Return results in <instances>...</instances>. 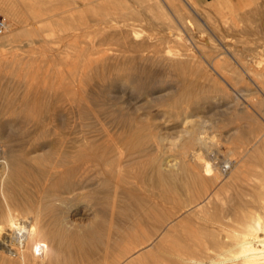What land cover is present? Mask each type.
<instances>
[{
	"label": "rangeland",
	"instance_id": "1",
	"mask_svg": "<svg viewBox=\"0 0 264 264\" xmlns=\"http://www.w3.org/2000/svg\"><path fill=\"white\" fill-rule=\"evenodd\" d=\"M137 1H103L102 6L109 7L101 13L96 0H0L14 12L10 17L0 10L9 25L7 34L0 36V223H5L7 211H14L27 237L31 226L43 227L40 238L51 249L44 261L63 253L48 238L50 228L63 236L62 246L69 255L77 254L79 244L72 241L79 239L91 264L101 259L102 264H112L113 258L127 252L116 247L115 253L112 242L134 227L159 192L175 191L178 202L163 200L164 225L162 221V226L144 223L146 230L153 227L146 234L148 239L154 234L151 251L157 249L155 237L174 220L179 230L194 228L228 194L250 197L256 193L254 187L264 186V0H193L201 16L192 12L193 18L185 19L187 28L170 13L176 37L165 40L161 36L173 30L162 28L160 19H151L150 13L141 10L143 2ZM129 7L141 14L130 15ZM96 16H102V22ZM4 35L9 39H3ZM130 41L145 45L132 48ZM100 47L114 52L107 49L104 58L96 53ZM232 52L238 54L237 60ZM181 58L187 61L185 68L177 65ZM210 60L219 63L216 71ZM241 65L250 70V76ZM92 158L98 159L94 165L83 163ZM118 161L121 168L116 171L113 162ZM207 161L213 175L204 172ZM222 164L230 169L222 172ZM156 170L164 177L160 185ZM119 172L129 174L128 178L122 175L126 181L121 177L115 182ZM199 175L214 184L205 181L207 190L200 188ZM129 179L133 183L127 184ZM12 182L17 186L13 190L10 184L11 191ZM206 191L210 193L206 202L190 211ZM193 192L202 194L198 197ZM171 211L168 220L166 213ZM175 230H170V238L178 233ZM71 235L80 238L74 240ZM140 247L129 248V254L141 253ZM81 252L77 255L84 258ZM36 261L42 262L41 258Z\"/></svg>",
	"mask_w": 264,
	"mask_h": 264
},
{
	"label": "bare ground",
	"instance_id": "2",
	"mask_svg": "<svg viewBox=\"0 0 264 264\" xmlns=\"http://www.w3.org/2000/svg\"><path fill=\"white\" fill-rule=\"evenodd\" d=\"M95 1V0H92V2ZM98 3H97V6H98V9L99 11L98 12H104L108 7L105 5V6H102L103 1H108L107 3L109 4H113L114 1L116 0H96ZM137 1V0H136ZM139 3L140 2H143L144 5H142L141 7V10H144L150 14H148L149 16L151 15L152 18L151 19H160V23H161V26L162 28H164L165 30H168V31H172L173 32L171 34H164L163 36H161L163 39L162 40H165L166 38L170 39V37H176L174 35H176V33L174 32V26H173V22H172V19H171V16H170V13H172L174 16H177V19H178V22L179 24H183L185 27L187 26L188 28V23L186 24L185 22V19H189L190 15L192 14V12H194L197 16H201L200 15V10L198 9V7L195 5V3L193 2V0H138ZM137 1V2H138ZM146 1V2H144ZM138 3V5H140ZM136 4V3H135ZM142 4V3H141ZM90 5V4H89ZM93 5V4H92ZM104 5V4H103ZM88 6V5H87ZM94 6V5H93ZM95 7V6H94ZM107 7V8H106ZM111 7V6H110ZM133 7V6H132ZM132 7H129L130 9H127L126 11L130 13H135L137 15L141 14V11L140 10H134V8L132 9ZM262 7V6H261ZM92 8V7H91ZM97 8V7H96ZM95 8V9H96ZM219 9V8H218ZM0 10L3 11L6 16H10V17H13L14 15V12L12 10V7L9 5V4H0ZM143 11V12H144ZM258 11V9L256 10ZM260 11V10H259ZM142 12V13H143ZM262 12V11H261ZM222 13V12H221ZM239 13V12H238ZM206 14V13H205ZM259 14V13H257ZM131 15V14H130ZM134 15V14H132ZM189 16V17H188ZM210 16V15H209ZM263 18H264V14H262ZM98 17V16H96ZM100 18H102V16H99ZM98 17V18H99ZM204 17V16H203ZM99 18V22H102ZM192 15H191V19H192ZM205 18V17H204ZM212 18V17H211ZM230 18V17H229ZM228 18V19H229ZM233 18V17H232ZM104 19V17H103ZM201 19V18H199ZM224 19V17H223ZM231 19V18H230ZM91 20V19H90ZM105 20V19H104ZM209 20V19H208ZM221 20V19H220ZM236 20V19H235ZM158 21V22H159ZM191 21V20H190ZM194 21V20H193ZM197 21V20H196ZM201 21V20H200ZM215 21V20H214ZM217 21V20H216ZM82 22V21H81ZM104 22V21H103ZM155 22V21H154ZM195 22V21H194ZM204 22V24L206 26H208V22L206 23L205 21H202ZM210 22V21H209ZM236 22V21H235ZM156 23V22H155ZM196 23V22H195ZM222 23V22H221ZM234 23V22H233ZM84 24V23H83ZM102 24V23H101ZM105 24V23H104ZM157 24V23H156ZM194 24V23H193ZM110 25V24H108ZM112 25V24H111ZM9 26V25H8ZM91 26V24H90ZM98 26V25H97ZM101 26V25H100ZM103 26V25H102ZM126 26V25H125ZM195 26V25H194ZM212 26V25H211ZM219 26V25H218ZM92 27V26H91ZM90 27V28H91ZM108 27V26H107ZM113 27V26H112ZM217 27V26H216ZM223 27V26H222ZM262 27L264 28V23H262ZM99 28V27H98ZM104 28V27H103ZM118 28V27H117ZM121 28V27H120ZM127 28V27H126ZM133 28V27H132ZM184 29V28H183ZM202 29V28H201ZM7 30V29H6ZM5 30V31H6ZM9 30V29H8ZM131 30V29H129ZM204 30V29H203ZM220 30V29H219ZM4 31V32H5ZM95 31V30H94ZM112 31V30H111ZM119 31V30H118ZM125 31V30H124ZM133 31V29L131 30ZM130 31V32H131ZM197 31V29H196ZM221 31V30H220ZM231 31V30H230ZM240 31V30H239ZM3 32V33H4ZM8 32V31H7ZM14 32V31H13ZM12 32V33H13ZM122 31H120L119 33L121 34ZM130 32H127L129 35ZM3 33H1L3 35ZM6 33V32H5ZM10 33V34H12ZM101 33V32H100ZM115 33V32H114ZM208 33V32H207ZM259 33V32H258ZM0 34V36H1ZM7 34V33H6ZM16 34V33H15ZM106 34V33H105ZM125 35V33H122V35ZM252 34V33H251ZM77 35V34H76ZM81 35V34H80ZM7 36L9 35H4L3 39H6ZM2 37V36H1ZM12 37V35H11ZM101 37V36H100ZM111 37V36H109ZM114 37V36H112ZM123 36H121L122 38ZM126 37V35L124 36ZM12 38H16V37H12ZM84 38V36H83ZM86 38V37H85ZM178 38V37H177ZM190 38V37H189ZM193 38V37H192ZM9 38H7L8 40ZM19 39V38H18ZM80 39V38H79ZM176 39V38H175ZM209 39V38H208ZM215 39V38H214ZM101 40V39H100ZM106 40V38H105ZM109 40V39H108ZM178 40V39H177ZM210 40V39H209ZM220 43H222V41L220 39H218ZM79 41V40H78ZM77 41V42H78ZM93 41V40H92ZM96 41V40H95ZM111 41V40H110ZM127 42V41H126ZM134 42V41H133ZM194 42V41H192ZM198 42V41H197ZM212 42V41H211ZM214 42V41H213ZM76 43V42H75ZM80 43V42H79ZM94 43V42H93ZM99 43V41H98ZM116 43V42H115ZM122 43V42H121ZM196 43V42H195ZM85 44V43H84ZM123 44V43H122ZM121 44V45H122ZM126 44V43H125ZM124 44V45H125ZM128 44V42H127ZM144 43H129L128 46L130 47H137L138 46L140 47L141 49V46H143ZM194 44V43H193ZM210 44H213L214 46V43H210ZM80 45V44H79ZM100 45V44H99ZM104 45V44H103ZM101 45V46H103ZM120 45V44H119ZM145 45V44H144ZM152 45V44H151ZM186 45V44H185ZM191 45V44H190ZM217 45V44H216ZM215 45V46H216ZM223 45V44H222ZM251 45V44H250ZM74 46V45H73ZM87 46V45H85ZM92 46V45H91ZM126 46V45H125ZM154 46V45H152ZM196 46V44H195ZM129 47V49H130ZM144 47V46H143ZM142 47V48H143ZM146 47V46H145ZM149 47V46H148ZM198 47V46H197ZM201 47L202 44H201ZM199 47V48H201ZM219 47H222V46H219ZM218 47V48H219ZM98 48V47H97ZM116 48V47H115ZM119 48V47H118ZM122 48V47H121ZM120 48V49H121ZM124 48V47H123ZM126 48V47H125ZM189 48V47H188ZM206 48V46H205ZM217 48V49H218ZM226 48V47H225ZM77 49V48H76ZM89 49V48H88ZM107 49L108 48H99L98 50H96V53H99L98 55H101V56H105L107 54ZM113 49V48H112ZM128 49V50H129ZM157 49V48H156ZM91 50V49H90ZM115 50V49H114ZM118 50V49H117ZM135 50V49H134ZM133 50V51H134ZM228 50V49H227ZM236 50V49H235ZM108 51H111V48L110 50L108 49ZM127 51V50H126ZM125 51V52H126ZM132 51V50H131ZM156 51H159V50H156ZM221 51V50H220ZM230 51V50H229ZM90 52V51H89ZM114 52V51H113ZM113 52L111 51V53L113 54ZM128 52V51H127ZM216 52V51H215ZM227 52V51H226ZM88 53V52H87ZM116 53V52H115ZM190 53V52H189ZM187 53V54H189ZM198 53V52H197ZM225 53V52H224ZM233 54L232 57L236 59V57H239L238 54L236 55V53L232 52ZM121 54V53H120ZM203 54V53H201ZM220 54L221 56L222 53H219L218 56L220 58ZM68 55V54H67ZM89 55V53H88ZM87 55V56H88ZM114 55H117V54H114ZM156 55V54H155ZM215 55V54H214ZM235 55V57H234ZM243 55V54H242ZM257 55V54H255ZM86 56V57H87ZM91 55H89L90 57ZM182 56V55H181ZM185 56V55H184ZM207 56V55H206ZM204 56V57H206ZM72 57V56H71ZM188 57V56H187ZM196 57V56H194ZM193 57V58H194ZM200 57V56H199ZM208 57V56H207ZM94 58V57H93ZM98 58V57H97ZM100 58V57H99ZM102 58V57H101ZM106 58V57H104ZM122 58V57H121ZM218 58V59H219ZM227 58V57H226ZM91 59V58H90ZM125 59V58H124ZM180 59V58H179ZM178 59V60H179ZM184 59V58H183ZM187 59V58H186ZM222 59V58H221ZM122 60V59H121ZM173 60V59H172ZM185 60V59H184ZM181 60L179 61V63L177 65H179L180 67H186L187 66V61H184ZM189 60V59H188ZM216 60V59H215ZM237 60V59H236ZM241 60V59H240ZM88 61V60H87ZM176 61V60H175ZM193 61V60H192ZM196 61V60H195ZM212 60H210L211 62ZM220 62V60H218ZM223 61V60H222ZM85 62V61H84ZM101 62V61H100ZM115 62V61H114ZM121 62V61H120ZM170 62V61H169ZM194 62V61H193ZM198 62V61H197ZM242 62V61H241ZM92 63V62H91ZM97 63V62H96ZM122 63V62H121ZM239 63V62H238ZM249 64V62H247ZM246 63V65H247ZM106 64V63H105ZM114 64V63H113ZM175 64V63H174ZM197 64V63H196ZM219 63L218 62H215L214 60L212 61V63H209V65L213 68V70H217L215 69V66L217 68V65ZM240 64V63H239ZM110 65V64H109ZM93 66V65H92ZM118 66V65H117ZM190 66H191V63H190ZM193 66V65H192ZM90 67V66H89ZM220 67V66H219ZM242 69L243 71L245 72V74L247 76H250L251 72L248 68L244 66H242ZM88 68V67H87ZM115 68V67H114ZM122 68V66H121ZM195 68V67H194ZM193 68V69H194ZM197 68V67H196ZM199 68H200V64H199ZM178 69V68H177ZM188 69V68H186ZM241 69V70H242ZM256 69V68H255ZM118 70V68H117ZM179 70V69H178ZM183 70V69H182ZM192 70V69H191ZM197 70V69H196ZM181 71V70H180ZM207 71V70H206ZM219 71V70H218ZM184 72V71H183ZM182 72V73H183ZM190 72V71H189ZM243 72V73H244ZM253 72V71H252ZM188 74V73H187ZM221 74V73H220ZM244 74V75H245ZM185 75V74H184ZM186 76V75H185ZM190 76V74L188 75ZM241 76V75H240ZM253 76V75H251ZM177 77V76H176ZM192 77V76H190ZM254 80V79H253ZM181 81V80H180ZM255 81V80H254ZM160 82V81H158ZM189 82H187L188 84ZM246 83V82H245ZM191 84V83H190ZM189 86V85H188ZM191 86V85H190ZM186 87V86H185ZM184 87V88H185ZM65 89V88H64ZM261 89V88H260ZM77 90V89H76ZM258 91V90H257ZM262 134V133H261ZM264 134V133H263ZM263 136V135H262ZM127 142V141H126ZM63 144V143H62ZM74 144V143H73ZM61 145V144H60ZM74 146V145H73ZM80 147V146H79ZM90 147V146H89ZM113 147V146H112ZM61 148V147H60ZM53 151V150H52ZM61 151V149H60ZM62 152V151H61ZM60 152V153H61ZM87 152V151H86ZM92 152V151H91ZM54 154V153H53ZM62 154V153H61ZM68 154V153H67ZM79 155V154H78ZM201 155V154H200ZM48 156V155H47ZM55 156V155H54ZM83 157L82 155H79V157ZM88 156H90L88 154ZM87 156V157H88ZM17 157V156H16ZM60 157V156H59ZM70 157V155H69ZM109 157V156H108ZM206 157V156H205ZM204 157V158H205ZM11 158V157H10ZM76 158V157H75ZM78 158V157H77ZM85 158V157H84ZM83 158V159H84ZM89 158V157H88ZM97 158V157H96ZM123 158V157H122ZM12 159V158H11ZM10 159V160H11ZM43 159V158H42ZM47 159V157H46ZM57 159V158H56ZM70 159H73V158H70ZM81 159V158H79ZM15 160V159H14ZM37 160V159H36ZM75 160V159H74ZM97 160L98 159H95V158H92L91 160L90 159H87V161L83 162L86 166H88L91 162L92 165L95 164V161L97 163ZM207 160V159H206ZM56 161V160H54ZM100 161V159H99ZM115 162V160H113ZM65 162V160H64ZM70 162V161H69ZM73 162V161H72ZM75 162V161H74ZM80 162V160H79ZM109 162V161H107ZM113 162V165H115V169L114 170H119V167L121 166L120 165V161L116 162L114 164ZM21 163V162H20ZM60 164V163H59ZM69 164V163H68ZM75 164V163H74ZM83 164V165H84ZM100 164V162H99ZM22 165V164H21ZM37 165V164H36ZM44 165V164H43ZM54 165V164H53ZM104 165V164H103ZM108 165V164H107ZM111 165V164H110ZM112 165V166H113ZM60 166V165H59ZM90 167V166H88ZM111 167V166H110ZM47 168V167H45ZM52 168V167H51ZM72 168V167H71ZM121 168V167H120ZM54 171H55V167H53ZM85 169V167H84ZM101 170V169H100ZM110 171H113L114 170H111L109 169ZM121 170V169H120ZM51 171V170H50ZM86 171V170H85ZM115 171V172H116ZM126 171V170H125ZM158 172V170H156ZM79 172V171H78ZM87 172V171H86ZM129 172V170H128ZM205 174H212L213 175V166L207 161L205 163ZM223 172V171H222ZM52 173V171H51ZM120 174V172H119ZM119 174L117 173V175L119 176ZM126 173H123L122 175H124ZM199 174V173H198ZM248 174V173H247ZM256 174V173H255ZM116 175V174H115ZM121 175V174H120ZM120 176L118 178L115 179V182L116 180L120 179L121 180V177L123 178L124 176H126L128 178L127 175H124V176ZM137 174H134V176H136ZM172 175V174H171ZM211 175V177H212ZM244 175V174H243ZM16 176V175H15ZM19 176H20V173H19ZM133 175L130 174V177L131 178ZM116 177V176H115ZM138 177V176H136ZM210 177V178H211ZM157 182L158 185H160V181L162 179H164V177L162 178L161 177V174L158 172V175H157ZM162 178V179H161ZM200 180H197V181H200L199 183L202 185L200 188H205V187H208L206 185V182L207 179L205 180H201V178H204L202 176H198L197 179ZM112 179V178H111ZM126 178H123L122 180L123 181H126L125 180ZM132 179V178H131ZM134 179V178H133ZM132 179V180H133ZM136 179V178H135ZM134 179V180H135ZM13 180V179H12ZM11 180V181H12ZM119 180V181H120ZM131 180V182L133 183V181ZM209 180V179H208ZM212 180V179H211ZM209 180L210 182H212V185L214 184L213 181ZM214 180V179H213ZM255 180V179H254ZM16 181V180H15ZM172 181V180H171ZM175 181V180H174ZM207 181V182H209ZM215 181V180H214ZM219 181V180H217ZM10 182V181H9ZM118 182V181H117ZM130 182V179H129V182H126L127 184L128 183H131ZM139 182V181H138ZM119 183V182H118ZM122 184H124L125 182H120ZM119 183V184H120ZM136 184V182H134ZM216 183V182H215ZM235 183V182H234ZM250 183V182H249ZM253 183V182H252ZM10 184L11 186L13 187V190H14V187H16L15 185H12V183H9V189L11 190L12 187L10 188ZM173 184V183H172ZM208 184V183H207ZM237 184V183H236ZM256 184V183H255ZM156 185V184H155ZM176 185V184H175ZM211 185V183L209 184V186ZM211 185V186H212ZM153 186V185H152ZM205 186V187H204ZM245 186V185H244ZM252 186V185H251ZM260 186V185H259ZM125 187V186H124ZM171 187V186H170ZM169 187V188H170ZM240 187V186H239ZM264 187L263 184L261 187H254L255 189H253V191L255 190V194L254 195H251L250 197H248L249 194L247 193H235V194H228V196L225 197V200L223 201V204L216 210H213L214 211H210V212H205L204 214V218L202 219L203 222H199V226H195L194 228H188L185 229V228H182L183 230H179V226H178V221H176V227L177 229L175 230L174 228H176L174 226L175 223L172 222V224H168L167 226H165L164 228L161 227L162 225H164L165 221H162V207L163 208H166L165 207V203L163 204V200L165 199L167 201V199H170L172 201L176 200L174 195L172 192H175V191H172L170 192L169 189L168 193H165V190L163 193L162 191L159 192V189L157 190L159 192V198L154 201V203L152 202V205L150 206H147L145 208V210L143 211V213H140L142 215H140L141 217L138 218L137 222H133L135 224L134 227H132L133 225H131L132 228H129L131 229L129 232L126 233V235L124 234V232H126V230H122L123 232H121L123 234V236L125 235L124 239H123V236L122 238L119 237V239H123L121 242L117 241L115 244V240H119L117 237L119 236L117 233V237L116 239H114V244L112 242V247L115 246V248L113 249H119L120 251H125L127 250V252H125L126 254H129V253H132L130 251H128V249L130 248V250H135L136 248H138L139 246H141L140 248H146L145 250L143 249H140L138 252V254L134 255V254H129L128 257L126 258L125 256V260L124 261H121V257L124 258V254L121 256L120 254V257H115L117 255H114L115 258H119L118 260L113 258L112 257L110 258L112 262V264H115V262H117L116 264H264ZM158 188V187H157ZM163 188V187H162ZM258 188V190H257ZM16 189V188H15ZM173 189V188H172ZM206 189V188H205ZM232 189V188H231ZM243 189V188H242ZM201 190V189H200ZM199 190V191H200ZM207 190V189H206ZM209 190V189H208ZM12 191V190H11ZM194 191V190H193ZM202 191V190H201ZM236 191V190H235ZM243 191V190H242ZM207 192V191H206ZM214 192V191H213ZM191 193V191H190ZM194 193V192H193ZM199 193V192H198ZM208 193V192H207ZM234 193V191H233ZM249 193V192H248ZM12 194V193H11ZM177 194V193H176ZM195 195L197 194V192L194 193ZM202 194V193H201ZM200 195H196V196H201ZM209 195L210 193L208 194H203L204 198L202 199V196L200 197L201 200L196 202L194 205H191L188 209H190V211L194 208H199L201 207V204L209 198ZM184 197V196H183ZM16 199V198H15ZM133 199V198H131ZM147 200V198H146ZM164 200V201H165ZM210 200V199H209ZM134 201V199H133ZM136 201V200H135ZM150 201V200H148ZM169 201V200H168ZM177 201V200H176ZM178 202V201H177ZM176 202V203H177ZM204 202V203H205ZM213 201H211L212 203ZM139 203V202H138ZM175 203V202H174ZM217 203V202H216ZM140 204V203H139ZM146 204H149V203H146ZM168 204V203H167ZM215 204V203H214ZM129 205V204H128ZM138 205V204H137ZM164 205V206H163ZM213 205V203H212ZM127 206V205H126ZM131 206V205H130ZM134 206V205H133ZM141 206V205H140ZM181 206V205H180ZM184 206V205H183ZM186 206V205H185ZM208 206V205H207ZM214 206V205H213ZM204 207V206H203ZM217 207V205H216ZM168 208V207H167ZM10 209V208H9ZM142 209V208H141ZM171 209V208H170ZM169 209V210H170ZM205 209V208H204ZM11 210V209H10ZM165 210V209H164ZM168 210V209H166ZM165 210V212H166ZM168 210V211H169ZM206 210V209H205ZM131 211V210H130ZM167 211V212H168ZM181 211V209H180ZM189 211V212H190ZM193 211V210H192ZM196 211V210H195ZM204 211V210H203ZM14 212V211H13ZM12 211H7L6 212V221L4 224L0 223V264H85L87 262H89L88 260V257L87 256V253L85 252L84 253V247L81 246L82 243H83V240L82 242H77L79 239L77 237H79V235H77L76 237L72 236V238L75 240V238H77L78 240H75L72 241L75 245L76 244H79L80 247H82L83 249V255L85 254V257L86 258V261H83V256L81 255H77L78 252L82 251L81 248H79V246H76L77 248V254L74 256H71L69 255V252L67 251V249L65 247L62 246V244L64 243V240L62 239V235L61 234H58V232L56 233V231H54V228L52 230V228H50V231L47 232V230L44 228V230H46V232L48 233L47 236L48 238L51 240V242H55L56 245H57V248H59V250H62L63 253H61L60 256H55V255H52L54 257L52 258H49L45 260V257L49 256L50 254V251L51 249L49 248L48 244H47V240H44L42 238H40V234H41V231L42 228L41 227H35V226H31L30 228V231L27 233L29 234V237H27V235H25V233L27 232L26 230V227L22 226V223L20 222H17L16 221V214L13 213ZM136 212L137 213V210L136 211H133L131 213H134ZM142 212V211H141ZM183 212V211H182ZM130 213V214H131ZM164 213V212H163ZM171 213L167 214L166 213V216L168 217V215H171ZM175 213H178V212H175ZM180 214V212H179ZM178 214V215H179ZM190 214V213H189ZM188 214V215H189ZM196 214V213H195ZM128 215V213H127ZM184 215V214H183ZM130 216V215H128ZM135 216V214H134ZM174 216H176L175 214L172 215L173 218H175ZM192 216V213L191 215ZM196 216V215H195ZM193 215V217H195ZM5 217V216H4ZM3 217V218H4ZM132 217V215H131ZM171 217V216H170ZM171 217V218H172ZM177 217V216H176ZM199 216H197L198 218ZM60 217H57V219H59ZM135 220H136V217H134ZM179 218L182 219V217L179 216ZM178 218V219H179ZM163 219H164V215H163ZM177 219V218H176ZM199 219V218H198ZM201 219V218H200ZM19 220V218H18ZM21 220V219H20ZM132 220V218H131ZM168 220L169 217H168ZM185 220V219H184ZM187 220V219H186ZM189 220V219H188ZM191 220V219H190ZM1 221V219H0ZM4 221V220H3ZM38 221V220H37ZM153 223L154 225L155 224H160L161 225V221L163 222V224L160 226L161 228H163V231L161 233H159L157 235L158 238L155 237V244L157 242V249L156 251H151L149 249V246L150 244L152 243L151 242V238L152 236L154 235H151L148 239L147 235L148 234L147 232H150V230H153V227H151L150 230H146L147 228H145L143 225L144 223L148 222L149 223ZM182 221V220H181ZM181 221H179L181 223ZM63 222V221H62ZM171 222V221H170ZM192 222V221H191ZM50 223V222H48ZM60 223V222H59ZM131 223V222H130ZM146 223V224H148ZM184 223V222H183ZM186 223V221H185ZM197 223V222H196ZM37 224V223H36ZM61 224V223H60ZM64 224V223H63ZM62 224V225H63ZM187 224H188V221H187ZM186 224V225H187ZM198 224V223H197ZM33 225V224H32ZM48 225V224H47ZM129 225V224H128ZM37 226V225H36ZM56 226V225H55ZM147 226V225H146ZM153 226V225H151ZM156 226V225H155ZM183 226V225H182ZM185 226V225H184ZM183 226V227H184ZM53 227V226H51ZM65 227H67L65 225ZM65 227H62V228H65ZM68 228V227H67ZM122 228V227H121ZM156 228V227H155ZM157 228H159V225L157 226ZM159 228V229H161ZM180 228H181V225H180ZM27 229H29L27 227ZM49 229V228H48ZM120 229V228H119ZM19 232V234H16L15 232ZM102 230V229H101ZM170 230H175L177 231L178 233L176 234V232H174V236L171 238L168 236L170 232ZM59 231V230H58ZM108 231V229H107ZM121 231V230H120ZM155 231V229H154ZM159 231V230H157ZM73 232V231H72ZM104 232V231H103ZM160 232V231H159ZM14 233L16 235H14ZM46 234V233H45ZM67 234V233H66ZM71 234V233H70ZM69 234V235H70ZM81 234V232H80ZM108 234V233H107ZM152 234V231L151 233ZM75 235V234H74ZM109 235V234H108ZM111 235V234H110ZM70 236V238H71ZM106 236V235H105ZM121 236V234H120ZM149 236V235H148ZM68 237V236H67ZM80 238V237H79ZM107 238H110V237H107ZM169 238V239H168ZM70 239H68L69 241ZM71 241V240H70ZM80 241V240H79ZM112 241V240H111ZM153 241V240H152ZM72 242L71 245H72ZM54 243V244H55ZM154 243V242H153ZM152 243V244H153ZM101 244V243H100ZM56 245H55V248H56ZM66 245V244H65ZM103 245V243H102ZM98 246V245H97ZM156 246V245H155ZM71 247V246H70ZM74 247V246H73ZM87 247V246H86ZM95 247V246H94ZM54 249V248H53ZM72 249V248H71ZM75 249V248H74ZM78 249L80 251H78ZM89 249V248H88ZM104 249V248H103ZM117 249L115 250V253H117ZM76 250V249H75ZM118 250V251H119ZM154 250V249H152ZM38 251V255L37 256L35 254V252ZM119 251V253H120ZM138 251V250H137ZM73 252V251H72ZM71 252V253H72ZM80 254V253H79ZM109 252H105V255H108ZM111 255V254H110ZM78 256V257H77ZM82 257V258H79ZM94 256V255H93ZM109 256V255H108ZM38 258H41L42 262H38L37 263V259ZM90 258V257H89ZM92 258V257H91ZM93 259V258H92ZM91 259V261H92ZM102 260V259H101ZM95 260L97 262V264H99L101 262H103V260ZM108 260V259H107ZM117 260V261H115ZM105 261V259H104ZM94 262V261H93ZM107 262V261H105ZM87 264H91V262L87 263ZM95 264V263H94Z\"/></svg>",
	"mask_w": 264,
	"mask_h": 264
},
{
	"label": "built area",
	"instance_id": "3",
	"mask_svg": "<svg viewBox=\"0 0 264 264\" xmlns=\"http://www.w3.org/2000/svg\"><path fill=\"white\" fill-rule=\"evenodd\" d=\"M8 27V23L6 21V19L0 15V34L3 33ZM230 169V165L229 164H222L221 165V170L223 172H227Z\"/></svg>",
	"mask_w": 264,
	"mask_h": 264
},
{
	"label": "crops",
	"instance_id": "4",
	"mask_svg": "<svg viewBox=\"0 0 264 264\" xmlns=\"http://www.w3.org/2000/svg\"><path fill=\"white\" fill-rule=\"evenodd\" d=\"M198 2H205V1H209V0H196Z\"/></svg>",
	"mask_w": 264,
	"mask_h": 264
}]
</instances>
